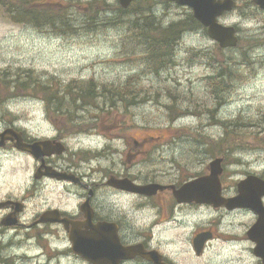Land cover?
<instances>
[{
  "label": "rangeland",
  "instance_id": "obj_1",
  "mask_svg": "<svg viewBox=\"0 0 264 264\" xmlns=\"http://www.w3.org/2000/svg\"><path fill=\"white\" fill-rule=\"evenodd\" d=\"M21 1L5 0L0 4V71L33 70L43 80L54 79L63 86L99 88V98L82 106L78 110L80 118L76 117L83 123L106 126L102 124L103 129L98 130L85 125L84 130L92 136L74 135L69 142L72 147L101 151L102 165L110 170L118 166V175L127 173L140 183L151 179L174 183L179 178L190 180L208 173L215 158L214 148L222 147H234L224 165L226 185L239 182L249 173L264 174V149H260L264 147V10L248 5L250 0H238L237 9L220 19L239 29L238 47L224 50L205 28L198 29L182 36L171 65L166 67L148 64L141 46L136 49L126 39L123 26L105 23L107 18L117 17L118 0H27L42 8L72 2L68 13L79 31L65 34L54 31L51 25L40 29L35 23L15 19L23 13ZM157 1L156 14L166 16L164 24L192 12L188 7ZM87 19L91 20L90 26ZM218 59L229 63L232 77L219 78L216 73L225 67ZM16 80L12 75L11 81ZM126 84L133 87L134 93H144L137 98L138 104L127 113L118 102L109 109L108 99L114 88ZM12 93L9 100L0 101V119H17L42 131L50 123L70 126L64 112L47 110L37 90L15 89ZM172 105L181 107L175 118H170ZM227 121L236 124L231 141L226 139L221 124ZM80 127L83 130V125ZM108 200L117 201L114 197ZM133 204V196L118 195L119 208L129 209ZM222 220L238 218L222 216ZM1 243H11L10 250L2 253L3 258L10 255L18 259L20 240L0 238ZM4 263L0 259V264Z\"/></svg>",
  "mask_w": 264,
  "mask_h": 264
},
{
  "label": "flooded vegetation",
  "instance_id": "obj_2",
  "mask_svg": "<svg viewBox=\"0 0 264 264\" xmlns=\"http://www.w3.org/2000/svg\"><path fill=\"white\" fill-rule=\"evenodd\" d=\"M87 124L98 130L106 126ZM0 125L4 128L0 156L20 154L24 161L15 169L10 167L7 175L20 176L25 183L31 180L23 193L19 188L16 193H4L0 159V238L20 240L22 245L18 259L8 255L4 264H264L258 254V246L264 251V230L260 226L258 233H251L260 219L252 207L180 201L175 190L187 178L140 183L127 173L118 175V166L110 170L99 162L101 151L72 147L73 129L59 123H50L55 132L51 137L17 119H0ZM254 174L264 178V174ZM112 177L161 183L166 188L152 195L139 194L109 184ZM223 177L221 196H239V184L226 185ZM118 195L133 196L135 204L119 208ZM251 197L264 204V195L256 192ZM231 215L238 220H222ZM93 231L113 239L115 254L93 259L74 250L73 238L87 237Z\"/></svg>",
  "mask_w": 264,
  "mask_h": 264
},
{
  "label": "trees",
  "instance_id": "obj_3",
  "mask_svg": "<svg viewBox=\"0 0 264 264\" xmlns=\"http://www.w3.org/2000/svg\"><path fill=\"white\" fill-rule=\"evenodd\" d=\"M26 2L27 0L21 1L23 13L18 14V11V16L16 14L15 16L17 17H14L18 21L24 19L28 22L35 23L40 29H42L43 26L51 25V27L55 29L54 31L61 34L69 32L77 33V31H79L78 26L72 23V17H69L68 13V9L72 2L68 1L66 4H47L46 7L43 8L41 5H38V3L36 4L32 1ZM162 2L171 5L170 2L165 0H162ZM1 4H5V0H3ZM21 4L17 6L20 7ZM251 4L254 5L250 0L248 5ZM51 5H55L56 7H51ZM158 5L159 2L157 0H135L128 8H123L118 3L117 17L107 18L105 23L123 26L126 39H129V41L132 42V47L135 46L136 49L138 45L141 46L140 49L144 50V56L148 64L153 67L154 65L166 67L171 65L175 48L182 36L188 32L204 29V27L194 17L192 12L178 20H172L164 24L166 16L164 14L161 16L156 14ZM14 12L15 11H12V13ZM86 22L88 23L87 25L90 26L89 23L91 20L87 19ZM243 56L245 60H250L247 52H245ZM218 61L225 67L222 68V71L216 73L219 78L227 76L232 77L234 71L229 66V63L226 64L219 59ZM210 64L213 65L212 63ZM12 75L17 78L16 81H11ZM130 82L131 80L129 79L128 84ZM128 84L118 85V87L114 88L108 99V102H110L109 109L114 108L115 104L118 102V107L122 105L124 107L123 113H127L131 106L138 104L137 98L143 96L144 93L142 91L134 93V90L131 89L133 87ZM87 87L90 88L86 89L80 87L76 89L70 84L63 86L59 81H54V79L46 81L42 79L41 75H34L33 70H25L18 73L12 72L10 69L0 71V101L5 98L9 100L10 97H13L11 94H14L12 92L15 89L28 90V88H33L37 90V93L42 94L39 96L46 102L48 107L47 110L52 111L54 114H63V112L66 114L67 123H73L76 126L74 131L80 129L79 123H83L78 119L80 118L78 116V110H80L82 106L84 107V105L90 104V100L99 98V88L97 86L89 85ZM102 96L106 97L104 95ZM219 97L220 95H218V98ZM80 101H82V104H79ZM179 109H181L179 105L176 107L172 105V107H170V118H175V115L180 114ZM184 112L186 111L184 110ZM214 114H216V111H214ZM76 116H78V118ZM100 120L102 121L101 115ZM221 124L224 125L226 129V139L231 141L232 137L230 136L235 132L232 127H235L236 124H234V121H227L226 123L221 122ZM227 140L225 143H227ZM232 149L229 147H222V149L214 148L213 152L215 156L222 155L227 158L228 153H230ZM260 149H264V147Z\"/></svg>",
  "mask_w": 264,
  "mask_h": 264
},
{
  "label": "water",
  "instance_id": "obj_4",
  "mask_svg": "<svg viewBox=\"0 0 264 264\" xmlns=\"http://www.w3.org/2000/svg\"><path fill=\"white\" fill-rule=\"evenodd\" d=\"M1 1V0H0ZM179 5H187L193 8L194 16L208 29L209 35L219 42L222 48L233 47L238 43V35L236 27L233 25H225L219 21V17L226 12L232 11L237 5L236 0H170ZM262 9H264V0H253ZM122 7L127 8L133 0H119ZM222 158H216L210 164L211 173L201 176L192 181L185 183L181 188L176 190L177 197L180 200H197L198 202L217 203L224 202L232 206H250L257 208L261 217L264 218V206L255 202L251 195L254 193L264 194V180L256 175H249L247 178L239 182L240 195L235 198L225 199L221 196L220 175L223 172ZM111 184L118 188L153 194L158 189L163 188L160 184L137 185L129 178L113 179ZM257 206V207H256ZM264 227L262 219L252 229V232H258L259 227ZM90 234L87 237L73 238L74 250L90 258H100L115 254V246L113 239L109 237L98 236L99 231ZM264 258V253L261 254Z\"/></svg>",
  "mask_w": 264,
  "mask_h": 264
},
{
  "label": "clouds",
  "instance_id": "obj_5",
  "mask_svg": "<svg viewBox=\"0 0 264 264\" xmlns=\"http://www.w3.org/2000/svg\"><path fill=\"white\" fill-rule=\"evenodd\" d=\"M45 128L47 130L44 132H41L40 135L51 137L55 134L54 130H52L50 126H48L47 124L45 125ZM3 130H4L3 125H0V132H2ZM0 159L3 160V169L5 173L4 181H3L4 193H8L9 191L16 193L17 188H19V191L23 193L24 189L31 184V180L28 179L27 183H25V181L22 180L20 176L9 177L7 175L10 167L15 169L16 166L24 162L22 155L13 154L10 152H4L2 156H0ZM32 163H35V162H32ZM29 176H30V173H29Z\"/></svg>",
  "mask_w": 264,
  "mask_h": 264
}]
</instances>
